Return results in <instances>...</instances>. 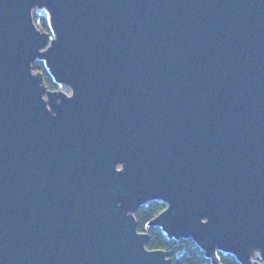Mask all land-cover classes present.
<instances>
[{"label":"water","instance_id":"95a60500","mask_svg":"<svg viewBox=\"0 0 264 264\" xmlns=\"http://www.w3.org/2000/svg\"><path fill=\"white\" fill-rule=\"evenodd\" d=\"M156 198L264 264V0H0V264H169Z\"/></svg>","mask_w":264,"mask_h":264},{"label":"trees","instance_id":"16d2710c","mask_svg":"<svg viewBox=\"0 0 264 264\" xmlns=\"http://www.w3.org/2000/svg\"><path fill=\"white\" fill-rule=\"evenodd\" d=\"M34 19L40 28L52 32L48 13L44 8L34 10ZM33 69L43 72L46 84L53 89H58L60 83L56 82L46 67L45 60L36 58L33 61ZM167 203L165 200L156 198L140 205L135 216L139 231L150 234L147 247L150 249L163 248L169 251V264H215L210 256L198 245L192 237H171L159 225H150L149 222L159 214ZM219 258L222 264H242L234 253L220 251Z\"/></svg>","mask_w":264,"mask_h":264},{"label":"rangeland","instance_id":"374dc122","mask_svg":"<svg viewBox=\"0 0 264 264\" xmlns=\"http://www.w3.org/2000/svg\"><path fill=\"white\" fill-rule=\"evenodd\" d=\"M58 89H61V90H65L67 92H70V87L66 84H60L59 88Z\"/></svg>","mask_w":264,"mask_h":264}]
</instances>
